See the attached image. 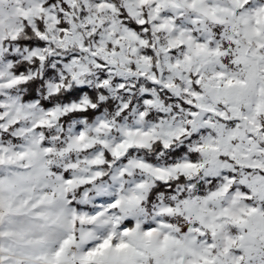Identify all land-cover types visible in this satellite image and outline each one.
Returning a JSON list of instances; mask_svg holds the SVG:
<instances>
[{
  "label": "snow or ice",
  "instance_id": "1",
  "mask_svg": "<svg viewBox=\"0 0 264 264\" xmlns=\"http://www.w3.org/2000/svg\"><path fill=\"white\" fill-rule=\"evenodd\" d=\"M0 264H264V0H0Z\"/></svg>",
  "mask_w": 264,
  "mask_h": 264
}]
</instances>
